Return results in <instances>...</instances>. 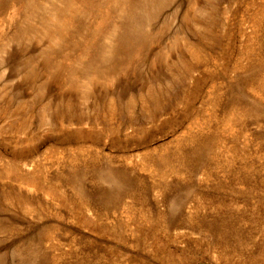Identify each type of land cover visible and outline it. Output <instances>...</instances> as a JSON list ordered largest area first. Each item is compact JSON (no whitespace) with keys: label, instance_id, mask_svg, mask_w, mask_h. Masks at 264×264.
<instances>
[{"label":"rangeland","instance_id":"374dc122","mask_svg":"<svg viewBox=\"0 0 264 264\" xmlns=\"http://www.w3.org/2000/svg\"><path fill=\"white\" fill-rule=\"evenodd\" d=\"M0 264H264V0H0Z\"/></svg>","mask_w":264,"mask_h":264},{"label":"bare ground","instance_id":"6f19581e","mask_svg":"<svg viewBox=\"0 0 264 264\" xmlns=\"http://www.w3.org/2000/svg\"><path fill=\"white\" fill-rule=\"evenodd\" d=\"M56 1H58V0H56ZM35 16V15H34ZM52 16V15H51ZM33 26V25H32ZM30 28V27H29ZM27 30V29H26ZM28 31V30H27ZM20 35V34H19ZM24 35V34H23ZM30 35V34H29ZM100 53H102V52H100ZM110 53V52H109ZM97 58V57H96ZM105 61V60H104ZM101 62V61H100Z\"/></svg>","mask_w":264,"mask_h":264}]
</instances>
